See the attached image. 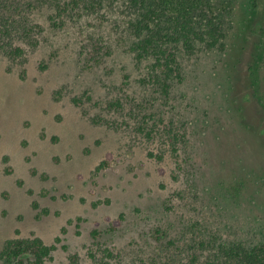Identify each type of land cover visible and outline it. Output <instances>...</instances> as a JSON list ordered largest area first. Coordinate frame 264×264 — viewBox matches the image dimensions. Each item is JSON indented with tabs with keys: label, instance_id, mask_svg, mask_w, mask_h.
<instances>
[{
	"label": "rangeland",
	"instance_id": "374dc122",
	"mask_svg": "<svg viewBox=\"0 0 264 264\" xmlns=\"http://www.w3.org/2000/svg\"><path fill=\"white\" fill-rule=\"evenodd\" d=\"M247 1L225 11V49L181 57L182 80L166 101L155 99L183 134L176 152L137 132L156 95L139 82L119 4L60 28L49 25L48 9L31 13L37 44L17 42L25 52L14 60L0 52V249L37 236L54 246L44 264L71 256L79 264H159L164 256L189 264L193 230L260 238L264 206L253 200L264 203V66L258 93ZM87 34L109 47L98 64L80 55ZM117 98L123 107L109 108Z\"/></svg>",
	"mask_w": 264,
	"mask_h": 264
},
{
	"label": "trees",
	"instance_id": "16d2710c",
	"mask_svg": "<svg viewBox=\"0 0 264 264\" xmlns=\"http://www.w3.org/2000/svg\"><path fill=\"white\" fill-rule=\"evenodd\" d=\"M232 1L220 0V5H213L206 0H0V52L14 60L24 56L25 52L17 42L32 46L37 44L41 27L31 18V13L36 9H48L49 25L60 28L66 23L76 22L84 15L97 14L105 3L119 4L126 50L142 74L139 82L156 95L145 101L142 109L151 107V110L137 122V132L147 139H157L161 145L168 146L171 152H176L183 134L172 119L164 120L166 114L160 107H155V99L166 101L172 85L182 80L181 57L200 51L225 49V11L231 8ZM246 7L245 17L254 19L248 31L253 37L250 42L252 63L248 66L250 83L254 91L261 93L259 83L260 67L264 66V0H248ZM241 22L246 21L242 19ZM242 29H239L240 35ZM108 54L109 47L100 36L87 34L83 38L80 55L85 63L98 64ZM257 96L264 106V98ZM73 102L79 103L80 98L74 97ZM107 106L122 108L123 103L117 98ZM153 107L157 110H153ZM134 112L135 108L129 110V113ZM261 199H264V195ZM253 202L264 206L261 200ZM195 231L191 241H188V248L192 250L189 264H264V227L259 230L260 238L250 242L245 238L224 237L217 232L206 234L202 230L199 233ZM99 233L96 229L91 231L92 237L97 238ZM53 247L37 236L9 238L0 249V262L44 264L51 258ZM174 261V256H164L163 262L159 264H175ZM70 264H79L75 256L70 257Z\"/></svg>",
	"mask_w": 264,
	"mask_h": 264
}]
</instances>
